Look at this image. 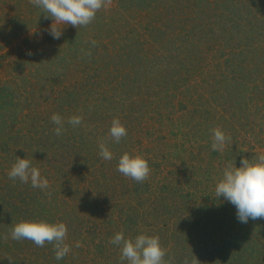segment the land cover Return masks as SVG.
Here are the masks:
<instances>
[{
  "label": "rangeland",
  "instance_id": "rangeland-1",
  "mask_svg": "<svg viewBox=\"0 0 264 264\" xmlns=\"http://www.w3.org/2000/svg\"><path fill=\"white\" fill-rule=\"evenodd\" d=\"M52 22L30 0H0V264H121L109 243L121 231L159 236L171 264H264V219L241 223L215 197L227 164L264 153V0H113L60 39ZM216 127L231 136L223 152ZM124 153L148 161L146 181L116 170ZM18 157L50 188L9 179ZM22 221L65 223L71 251L3 239Z\"/></svg>",
  "mask_w": 264,
  "mask_h": 264
},
{
  "label": "clouds",
  "instance_id": "clouds-1",
  "mask_svg": "<svg viewBox=\"0 0 264 264\" xmlns=\"http://www.w3.org/2000/svg\"><path fill=\"white\" fill-rule=\"evenodd\" d=\"M30 3L40 8L46 19L49 17L52 19L53 22L45 31L53 39H60L65 26L71 25L78 29L87 27L95 20L97 12L109 8L113 0H30ZM89 43L91 47L97 44L95 40ZM85 54L90 56V49ZM50 120L57 126L54 129L55 135L61 136L65 131L64 119L54 113ZM67 123L76 128L82 125L83 118L73 115L68 117ZM210 132L212 150L223 152L226 144L231 142V136L226 135L219 127L211 129ZM127 135L126 127L118 118H114L109 130L111 139L119 143ZM99 156L106 161L113 159V153L104 142L99 143ZM116 170L137 183L146 181L151 171L144 157L132 156L128 153H124L119 158ZM7 175L9 179H18L24 184L30 182L33 188H39L42 191L50 188L48 179L42 177L39 169L33 167L31 161L26 158L18 157ZM215 197H223L225 201L234 205L237 219L241 223H247L249 219H264V153L255 156L252 160L242 157L240 167L232 163L227 164L223 169L222 177L215 185ZM9 235L15 241L30 240L37 247H43L46 243L53 244L57 260L63 259L71 251V246L65 242L68 229L63 222L22 221L15 224L3 239L7 240ZM109 243L120 249L121 264L124 261H127V264H171V259L165 260L166 249L162 247L159 236L140 234L135 238H126L121 231L117 232ZM75 246L80 247V243L76 242ZM6 259L9 264H13L11 257ZM196 260H193L191 264H196ZM184 264H189L187 258Z\"/></svg>",
  "mask_w": 264,
  "mask_h": 264
}]
</instances>
